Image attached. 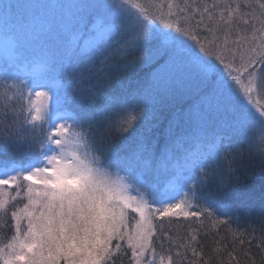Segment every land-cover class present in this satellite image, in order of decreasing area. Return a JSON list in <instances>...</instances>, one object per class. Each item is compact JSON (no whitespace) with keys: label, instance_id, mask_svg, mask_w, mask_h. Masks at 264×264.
Instances as JSON below:
<instances>
[{"label":"snow or ice","instance_id":"snow-or-ice-1","mask_svg":"<svg viewBox=\"0 0 264 264\" xmlns=\"http://www.w3.org/2000/svg\"><path fill=\"white\" fill-rule=\"evenodd\" d=\"M259 92L264 0H0V264H256Z\"/></svg>","mask_w":264,"mask_h":264},{"label":"trees","instance_id":"trees-1","mask_svg":"<svg viewBox=\"0 0 264 264\" xmlns=\"http://www.w3.org/2000/svg\"><path fill=\"white\" fill-rule=\"evenodd\" d=\"M243 223H244V221L242 219L241 224L243 225ZM179 227H180V229H182L183 224L181 223V225ZM252 255H253V258L256 261V264H261V256H264V253H261L258 249H256L255 247H253V249H252ZM127 263H129L128 262V259L125 258L124 264H127Z\"/></svg>","mask_w":264,"mask_h":264},{"label":"rangeland","instance_id":"rangeland-1","mask_svg":"<svg viewBox=\"0 0 264 264\" xmlns=\"http://www.w3.org/2000/svg\"><path fill=\"white\" fill-rule=\"evenodd\" d=\"M254 99H258L260 100L261 103H264V92H259L256 95H254Z\"/></svg>","mask_w":264,"mask_h":264}]
</instances>
